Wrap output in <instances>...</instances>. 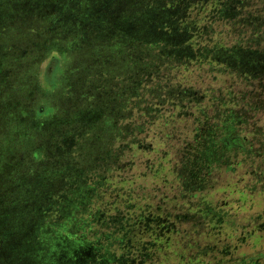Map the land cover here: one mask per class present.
<instances>
[{"label": "rangeland", "instance_id": "374dc122", "mask_svg": "<svg viewBox=\"0 0 264 264\" xmlns=\"http://www.w3.org/2000/svg\"><path fill=\"white\" fill-rule=\"evenodd\" d=\"M0 264H264V0H0Z\"/></svg>", "mask_w": 264, "mask_h": 264}, {"label": "trees", "instance_id": "16d2710c", "mask_svg": "<svg viewBox=\"0 0 264 264\" xmlns=\"http://www.w3.org/2000/svg\"><path fill=\"white\" fill-rule=\"evenodd\" d=\"M61 125V124H60ZM66 134H63L62 135V137L63 136H65ZM230 139L233 141L232 142V144H234V145H244L243 143H244V139H243V137L242 136H232V137H230ZM217 143V146L218 145H220V146H223V148H224V151H229V149H225V147L227 148V146H229L230 145V143L229 142H227V141H225V140H221V141H217L216 142ZM229 143V144H228ZM228 144V145H227ZM231 146V145H230ZM214 148H216V147H214ZM211 160V159H210ZM212 162V161H211Z\"/></svg>", "mask_w": 264, "mask_h": 264}]
</instances>
